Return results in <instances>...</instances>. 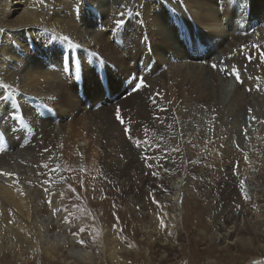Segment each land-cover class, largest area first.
I'll return each mask as SVG.
<instances>
[{"label": "rangeland", "instance_id": "obj_1", "mask_svg": "<svg viewBox=\"0 0 264 264\" xmlns=\"http://www.w3.org/2000/svg\"><path fill=\"white\" fill-rule=\"evenodd\" d=\"M149 1L134 2L141 32L150 36L161 29L175 53L150 37L128 41L116 17L126 14L129 0L101 3L98 9L93 2L92 6L85 4L87 12L84 8L79 12L75 26L81 29L78 39L82 41L89 42L95 21L102 15L114 21L95 51L90 50L92 45L76 53L75 45L44 27L39 46L32 44L31 50L20 51L19 69L26 60V70L52 71L51 67L55 70L61 65L62 77L70 80V87L37 101L24 100L20 93L24 90L4 93L11 95L0 101V166L4 165L0 172L14 175L0 177L23 178L24 191L31 183L27 176L38 179L35 210H42L44 217L49 215L54 224L62 219L70 230L68 239L79 238L84 248L93 245V253L105 257L107 243L102 239L107 230L127 234L120 233L122 241L117 240V264H264V239L259 237L264 218L262 211L257 212L259 203L264 204V187L247 193L235 191L237 194L227 187L228 176L244 177L245 171H257L258 165L264 181V98L258 93L264 88V48L240 42L241 37L251 36L264 43L258 0H192L202 2L208 14L200 7L198 12L191 11L188 0H157L148 16L144 7ZM83 11L89 23L82 17ZM203 14L209 17L202 22L199 17ZM215 14L219 20L210 17ZM198 43L206 57L196 54ZM159 62L165 64L162 69L147 70V64ZM204 71L205 83L217 95L214 100L206 96L210 90L204 92L206 99H197L200 91L195 82ZM140 77L144 86L133 90ZM241 82L249 83L248 97L242 96L234 104L233 93ZM38 88L43 92L46 84ZM142 92L147 105L132 109L129 98ZM117 109L123 122L117 119ZM53 118L60 126L58 135L44 131ZM48 150H56L57 164L44 168L41 165H49ZM42 175L59 181L47 182ZM166 179L173 192L162 187ZM51 199L59 209L50 205ZM246 199L261 201L248 204L250 218L241 211ZM175 201L183 208L180 215H175ZM101 202L112 211L108 218L95 208ZM188 212L196 220L191 221ZM233 212L246 223L259 220L263 226L258 230L256 224L243 223L241 242L230 240L234 228L227 216ZM79 227H83L82 233H77ZM26 252L5 251L0 254V264H63Z\"/></svg>", "mask_w": 264, "mask_h": 264}, {"label": "bare ground", "instance_id": "obj_2", "mask_svg": "<svg viewBox=\"0 0 264 264\" xmlns=\"http://www.w3.org/2000/svg\"><path fill=\"white\" fill-rule=\"evenodd\" d=\"M113 1L114 0H36V1L0 0V101L2 103L6 101L7 98L10 97L11 94H4V93L9 92V91L11 92L13 90L17 92H20L19 90H24V92L26 90L29 91L25 93H28L31 96L25 94L24 92H20L23 94L22 97L24 98V100H26V98H32L34 100L35 99L38 100L41 98L42 100V99H45L46 96H48L47 93H50L49 95L51 97H54V95H59L63 90L68 89L70 87L69 85L70 80L65 79V78L63 79L62 76H63L64 70L61 67V65L60 66L58 65L61 68L58 67L55 70L51 67L52 71H45V70L42 71L39 69H31V68L26 70V64L28 63V60H26L23 66L19 69V60H21V58L18 55L20 51L31 50L30 45L32 44L36 45L37 47L39 46V42L37 40L39 41L41 40V35H42L41 29L43 27L44 29L45 28L54 29V31H57L61 36L57 38H61V39L64 38L65 40H68L71 44L75 45L77 47L76 53L78 52L81 54L82 52L86 51V49H89L92 45L93 46L92 48H90V50L95 51L96 48L99 47L98 45L101 46V42H100L101 39L103 38L105 32L108 29H110L112 25H114L113 24L114 21L107 20L103 12L104 15H102L99 19L95 21L96 28H94V30L91 31L92 32L91 35L89 31V35L91 36L92 40L88 39L89 42H87V40L84 39L82 41L78 39V33H81V29L78 26H75L78 23L79 14H80L79 12L84 8L85 4L91 3V6H92V3L94 2L96 3L95 6H97L96 9H98V6L101 3H104L106 5L108 2L113 3ZM188 1L190 3L186 2V4L191 11L193 9H196L195 11L198 12L197 8L200 7L204 14H208L209 10L207 7H204L203 5H201L202 2L200 4L199 2L197 3L192 2V0H188ZM134 2L135 0H129L130 4L126 8L127 10L126 14L122 16L121 14H118V16L116 17V19L124 21L121 28H122V31L128 34V41L130 43H133L137 39L138 42H140L141 40L145 38L149 40V37H150L151 40H154L156 43H158L160 47H163L166 50L168 51L170 50V52L175 53V48L171 44L165 41L161 29L158 28L157 30H155V32L150 33V36L148 34H143L141 32L140 19L136 17V15L134 14L135 12ZM156 2L157 0L155 1L151 0L149 1V3L145 5L146 7H144V9H146L145 11L146 15L149 16L152 14L151 9L154 8ZM72 4L73 5L76 4V6L73 8ZM211 7H214L213 4L211 5ZM256 9L260 10L259 16L262 19H264V0H258V7ZM83 10L87 12V8H84ZM82 13H83L82 17L85 18L86 20V17H84L85 12L83 11ZM153 15L152 17L154 18L155 15L154 16ZM217 16L218 15L215 14L210 17H216V20H219ZM207 17H209V15H204V17H199V18L201 19L200 21L203 22L207 20ZM257 18L258 17H256V19ZM86 21L88 22L90 20L87 19ZM98 26H101L100 28L103 27V29L98 28ZM253 26L254 25H252L250 29ZM114 31L115 30L112 29L111 33H113ZM240 42L244 43L245 44L244 46H248L251 42L252 44L256 43L257 46H263L264 48V43L260 42L259 40H254L251 36H247L246 38L241 37ZM108 44L109 43H107V45ZM59 60H60V57H59ZM159 63L160 64H157V63L147 64V70L149 72H152V71H158L159 69H162L165 64L161 62ZM203 69L205 70L206 68H203ZM159 74H161V72H159ZM206 74H207L206 71L202 72L203 77L200 78L199 81L195 82L197 83L196 87H199L198 90L200 91V94H197L198 95L197 99L199 98L206 99V97L203 96L204 92H206V90H210L206 96H209L212 100H214L215 97H217V95L211 91L213 90L212 88H210V86L212 85L210 83H205L206 81H204L205 80L204 78H206L205 77ZM65 77H67V75H65ZM41 83L46 84V90L43 92H41L40 88H38L40 87ZM198 83H200V85H198ZM248 84H249L248 82H245V83L241 82L239 85L237 84V87L235 86L236 88L233 93L235 95H234V98H232L231 100L232 103L238 104L240 97L242 96L246 98L248 97V95H245L247 94L246 88L249 87L247 86ZM52 93H56V94H52ZM258 93L260 94L262 98H264V88L259 90ZM144 95L145 94H143V92L141 94L135 93L131 98H129L130 106L132 109H137L139 107L140 108L145 107L147 105L145 103L146 100L144 98L145 97ZM145 110H149V108ZM164 116H165L164 120L167 123L168 118L166 117L165 114ZM52 120L53 121L48 126V130L45 129L44 131L50 135H58L60 126L57 125L56 120L54 118ZM80 152L82 154H85L86 150H80ZM56 153H57L56 150H48V154L46 157L48 158V164H49L48 167L50 165L54 166L57 164ZM13 155L14 154L12 153V156ZM19 157H20V154L18 155V158ZM249 162H255V161L250 160ZM0 167L3 168L4 165L2 164ZM259 168L260 167L258 165L257 171H249V172L245 171L244 177H233V176L229 177L228 176L229 184H227V187L231 190V192H234V193H236L237 191L241 192L243 191V189L245 191L246 190L248 191L251 189H256L258 191L260 190V188L263 189L264 181H263V178H261L262 175L259 172ZM12 173H13V170H12ZM46 177L47 176L42 175L40 178L43 179ZM25 179H29L31 183L29 185H26L27 187H25L26 189L24 191L23 184L25 183V180L23 178H19V179L11 178L10 180H8L5 178V176L0 177V254L4 253L5 251L10 252V253H18L20 250H26L27 251L26 253L31 256L32 254H35V253L42 254L52 263H58L59 261L60 262L62 261L63 264H97V263L106 264L108 261L110 263L115 262V264H117L116 255L119 253V250H120V247L117 244V240L120 239L121 234H124V235H127V234L121 233V232L120 234L117 231L107 230L104 233V238L103 239L101 238L102 241L105 242L104 244L107 243L106 248L103 250L105 253L104 255L105 257L97 253L98 251H96V253H93L91 250V247H93V245L91 247L84 248L83 241L79 240V238H76L75 240L72 238L68 239L67 235L69 234L70 230L67 228L68 227L67 225L63 224L62 219H60L58 222L54 224L53 222L50 221L49 215L48 217H44L42 210L41 211L35 210L34 204L37 200V195L39 194L38 189L35 186L38 179H35V178L30 179V177L28 176ZM46 180L47 182L48 181L50 182L59 181V179H53V178H50V179L46 178ZM241 182H243V186ZM32 185L33 187H31ZM162 187L170 192H173L171 183L167 179L164 180ZM176 196L177 195H175L174 200L178 202L179 199L177 200ZM56 199H59L58 195ZM54 201L51 199L50 205L54 207L55 206L58 207V203L56 205ZM176 201H175V204H176ZM259 202L261 201L254 200V202L252 203L246 199L243 204L244 207L241 211H245L246 214L250 218L251 214H250V209H249L248 204L251 203L253 205ZM177 206H179V208ZM258 206L259 207L257 209V212L262 211L261 215H263V218H264V204L259 203ZM59 208L60 207H58V209ZM95 208L102 211L103 218H108L110 213L112 212L109 208H107L106 202L98 203L95 206ZM176 208L177 209L175 210V215H180L183 212V208L180 207V205L178 204H176ZM6 210H9V212H7ZM176 211H179V212L176 213ZM189 212L191 213V210ZM189 212L187 216L191 218V221L196 220L195 216H192ZM125 214L126 213H123L122 216H124ZM120 220H121V217H120ZM227 221L231 223L234 228L233 231H231L229 234L230 236L229 239L230 240L234 239L236 242L238 241L241 242L240 235L243 231V223H246V220L243 221L242 216L236 215V213L233 212L227 216ZM121 222L123 221L121 220ZM121 224H124V223H121ZM246 224H250V226L251 224H256L253 226L257 228L258 230L259 228H261L260 226H263V225H259V220H256L253 223H248L247 221ZM81 229H83V227L77 228L76 229L77 233H82ZM260 230L262 232L261 234H259V237L264 239V229H260ZM123 231H124V228H123ZM255 237H258V236L254 235V238ZM208 238L212 244L213 242H215L214 236L210 235ZM120 240L122 241V238ZM123 240H125V238H123ZM248 241L247 243H249ZM95 256H97L98 258H95Z\"/></svg>", "mask_w": 264, "mask_h": 264}, {"label": "snow or ice", "instance_id": "obj_3", "mask_svg": "<svg viewBox=\"0 0 264 264\" xmlns=\"http://www.w3.org/2000/svg\"><path fill=\"white\" fill-rule=\"evenodd\" d=\"M121 15H123V14H121ZM116 23H117L118 26H122L123 23H124V21L123 20H117ZM214 67H215V65H214ZM222 70H224V69H222ZM236 78L239 80V74H238V72L236 73ZM144 83L145 82H144L143 77L138 78V82H137V84L134 85L133 90H138L140 87L144 86ZM116 116H117V119L118 120H120L121 122H123V118L120 115L119 109H117ZM125 131H126V133H130V129H128V128H126ZM129 138L131 139V136L130 135H129ZM139 143L140 142L137 141V146H139ZM41 167L47 168L48 165L47 164H44V165H41ZM0 175L12 176L13 174L0 172ZM241 184L243 186V182H241ZM245 198H247V197H245ZM81 230L83 231V229H81Z\"/></svg>", "mask_w": 264, "mask_h": 264}]
</instances>
